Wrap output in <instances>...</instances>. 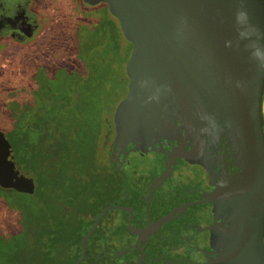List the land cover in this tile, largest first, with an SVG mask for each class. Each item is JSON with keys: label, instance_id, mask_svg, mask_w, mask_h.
<instances>
[{"label": "water", "instance_id": "1", "mask_svg": "<svg viewBox=\"0 0 264 264\" xmlns=\"http://www.w3.org/2000/svg\"><path fill=\"white\" fill-rule=\"evenodd\" d=\"M82 1L105 4L131 44L127 93L113 115V149L168 114L207 112L230 139L240 170L236 191L212 200L226 225L210 264H264V0ZM21 3L16 10L11 0H0V35L13 27L21 35L15 40L30 38L40 25ZM0 187L28 195L36 187L1 131ZM111 208L81 238L73 264L85 260L86 240Z\"/></svg>", "mask_w": 264, "mask_h": 264}, {"label": "rangeland", "instance_id": "2", "mask_svg": "<svg viewBox=\"0 0 264 264\" xmlns=\"http://www.w3.org/2000/svg\"><path fill=\"white\" fill-rule=\"evenodd\" d=\"M100 5L82 0H31L28 9L41 20L32 36L19 43L0 37V122L15 121L10 129L0 125V131L7 136L15 161L36 183L40 176L32 165L43 178L56 177L57 168H61L60 178L63 174L66 178L89 162L96 167H89L88 174L101 178V165L108 172L113 115L127 93L125 64L131 47L121 33L113 32L110 38L109 31L103 43L99 36L91 42L90 26L101 19ZM69 30L76 31L71 42ZM86 33L88 39L81 42ZM66 149L71 156L67 168L63 164ZM96 179L85 186L87 193L96 190ZM103 204L88 209V217L97 218ZM34 207L28 194L0 187V264H32L31 257L41 255L38 227L34 231L31 227ZM88 220L83 218L78 226L81 235L91 226ZM69 251L65 261L78 255L77 250ZM109 259L101 261L109 263Z\"/></svg>", "mask_w": 264, "mask_h": 264}, {"label": "flooded vegetation", "instance_id": "3", "mask_svg": "<svg viewBox=\"0 0 264 264\" xmlns=\"http://www.w3.org/2000/svg\"><path fill=\"white\" fill-rule=\"evenodd\" d=\"M22 1L28 9L31 0H11L13 8L19 10ZM7 31L0 37L18 43L29 39L15 40L16 28ZM178 114H168L165 122L139 131L123 149H113V123L108 172L103 165L99 167L102 179L97 175L101 180L92 204L106 203L97 216L105 208H113L86 240L83 262L93 256L94 264H101L111 256L104 264H210L221 250L226 222L215 214L212 200L236 191L240 183L238 159L226 132L207 112ZM83 218L77 221L76 232ZM87 219L91 226L78 244L76 239L53 242L51 236L49 250L68 256L72 248L80 257V240L96 217ZM116 244L120 246L115 248Z\"/></svg>", "mask_w": 264, "mask_h": 264}, {"label": "trees", "instance_id": "4", "mask_svg": "<svg viewBox=\"0 0 264 264\" xmlns=\"http://www.w3.org/2000/svg\"><path fill=\"white\" fill-rule=\"evenodd\" d=\"M97 8L102 16L97 23H95L93 26H90L92 29V35L89 37V39L91 40V42H96V38L97 36H99V43H103V41H105L106 39L108 31L111 33L108 34L111 38L113 32L118 34L121 33V30L118 21L110 15L105 4H101ZM74 33L76 34V31L69 30L68 42L72 41ZM85 39H88L87 33L85 37H80L79 40H82L81 42H84ZM0 125H2L5 129H10L15 125V121L13 120V118H6L5 121L3 120L2 122H0ZM63 155V164H65L67 168V166L71 163V156L67 149L63 151ZM92 163L93 162H89V166H83L80 169L75 168L68 175H66V178L65 174H63V178H60L59 174L61 168L56 169V177L43 178V173L40 174L36 166H30L32 171L38 173V175L35 173L38 177L40 176V180L37 181V183L35 182L36 187L34 193L28 195V197H30V199L32 200V203L35 205V213L31 218V227L33 228V231L36 227H38L36 237L38 239V242L41 243V247L39 248V250H41L42 252L39 257L35 256L34 260L33 257H31L34 264H36V262H34L36 259V261H38V264H73V262L78 259L79 255L72 257L71 259H69V261H65L67 256L62 255L61 253L56 254L49 250L48 241L52 236V238L54 239L53 242L62 244L65 239L74 241L73 236H75L76 243H79V237L81 236V234L76 232V226L79 224V222L77 221L82 217H88L87 210L93 206L92 204L94 201V196L96 194V190H94L92 194L87 193L85 186L88 185L89 181L94 178H97L96 181L101 180H99L97 175L96 177H94V174H88L89 167L91 169H95L96 167L93 166ZM62 169L65 170L63 166ZM50 183L53 184L51 187L49 186ZM50 188L53 189L50 190ZM64 218H67L66 221H64ZM51 228H54L56 231L53 232ZM87 261L88 264H94V257L90 256ZM80 264H84V262Z\"/></svg>", "mask_w": 264, "mask_h": 264}]
</instances>
